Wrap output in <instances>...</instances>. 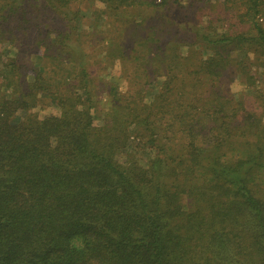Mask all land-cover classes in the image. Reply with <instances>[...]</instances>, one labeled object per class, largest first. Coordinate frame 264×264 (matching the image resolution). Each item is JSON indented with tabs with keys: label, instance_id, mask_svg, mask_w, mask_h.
Returning <instances> with one entry per match:
<instances>
[{
	"label": "trees",
	"instance_id": "16d2710c",
	"mask_svg": "<svg viewBox=\"0 0 264 264\" xmlns=\"http://www.w3.org/2000/svg\"><path fill=\"white\" fill-rule=\"evenodd\" d=\"M100 1L0 0V264H264V0Z\"/></svg>",
	"mask_w": 264,
	"mask_h": 264
},
{
	"label": "rangeland",
	"instance_id": "374dc122",
	"mask_svg": "<svg viewBox=\"0 0 264 264\" xmlns=\"http://www.w3.org/2000/svg\"><path fill=\"white\" fill-rule=\"evenodd\" d=\"M213 1V0H212ZM78 2V3H77ZM77 2L74 4L72 3L70 5V8H75V7H79V9L81 10L80 14L82 16V18H80V27L83 29V27L86 29V38H84V45L87 47V50L89 51V53H94L96 56L97 53V45L101 44L100 40L102 42L103 38L105 39V29H106V18H105V14L102 12V8H103V3L100 0H77ZM181 2L183 3V0H181ZM226 3L228 4V7L232 4L234 7L238 6L239 0H227ZM182 5H186V3L182 4ZM125 13H127L128 15L132 16V15H136L139 14L137 10H125ZM97 31L96 35L92 34V31ZM125 34V32H124ZM123 33H121L120 30L114 31L113 33H110L108 35V38H112V40H116L118 37H120V39L123 37L122 35H124ZM126 36V41H124L125 43H128V39L130 37V35H125ZM125 38V37H124ZM87 42H86V40ZM91 40V41H90ZM125 40V39H124ZM98 41V42H97ZM92 51V52H91ZM101 67V66H100ZM261 70V69H260ZM93 75L96 78V83H97V87H104L103 89L105 90V72H107L105 69H103V72L99 71V67L97 66V64H94L93 66ZM112 82L116 81L117 78L115 76H112ZM103 81V82H101ZM261 82L264 81L263 78H261L260 80ZM102 89V88H100ZM102 89V90H103ZM233 90L236 92V96L240 97L242 96V94H247L244 91V89H242L241 85H234L233 86ZM102 95V96H101ZM99 96V98L101 99V103H99V105L104 106L105 105V95L101 94ZM105 108V106H104ZM54 108L50 107L48 109H46L44 112L42 111L40 114L44 115L46 113H52L54 112ZM99 118H97L95 121L98 123L99 122Z\"/></svg>",
	"mask_w": 264,
	"mask_h": 264
}]
</instances>
